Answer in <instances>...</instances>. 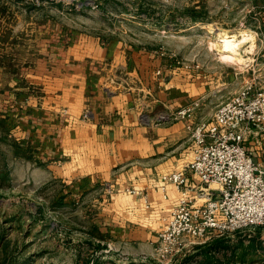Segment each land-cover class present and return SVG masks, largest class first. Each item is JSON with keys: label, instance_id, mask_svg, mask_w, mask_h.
<instances>
[{"label": "rangeland", "instance_id": "1", "mask_svg": "<svg viewBox=\"0 0 264 264\" xmlns=\"http://www.w3.org/2000/svg\"><path fill=\"white\" fill-rule=\"evenodd\" d=\"M225 35L236 36L231 51ZM80 42L86 50L74 48ZM92 43L123 48L121 63L99 74L109 76L101 92L135 95L141 125L176 122L169 113L190 98L209 119L243 86L264 93V0H0V264H264V225L204 244L186 238L161 261L160 230L132 233L152 215L161 229L168 210L135 206L130 187L91 182L64 155L69 105L59 104V82L91 91L88 79L74 80L91 75ZM89 118L85 107L79 120ZM188 143L172 172L187 170Z\"/></svg>", "mask_w": 264, "mask_h": 264}, {"label": "built area", "instance_id": "2", "mask_svg": "<svg viewBox=\"0 0 264 264\" xmlns=\"http://www.w3.org/2000/svg\"><path fill=\"white\" fill-rule=\"evenodd\" d=\"M199 107L194 101L170 115L188 121L192 159L186 171L160 177L163 199L168 186L179 195L162 218L156 249L161 261L184 249L186 238L204 244L264 225V93L243 86L207 121L196 120ZM127 193L147 202L134 189Z\"/></svg>", "mask_w": 264, "mask_h": 264}, {"label": "crops", "instance_id": "3", "mask_svg": "<svg viewBox=\"0 0 264 264\" xmlns=\"http://www.w3.org/2000/svg\"><path fill=\"white\" fill-rule=\"evenodd\" d=\"M82 46L80 42L74 48ZM79 54L76 57L77 61L78 58L80 59ZM88 56L91 75L89 77L79 75L74 80L75 83H86V79L89 80L91 91L87 95L83 91L85 87L66 88L64 81L59 82L62 84L60 88L62 100L59 104L69 105V125L63 130L61 139L64 155L69 156L73 164L76 162L81 164L80 169L86 172L84 175L91 176V182L99 178L101 181H110L117 187L119 193H124V190L130 187L145 194L147 202H144L140 196L125 194L135 202V206L152 211L154 214L175 207L179 195L174 188L168 186L167 198L163 199L158 187L162 175L171 173L179 163H185V152L177 154L176 150L182 148L177 149V146L179 143H184L186 137L189 142L187 150L190 154L188 163L192 159L191 139L186 130L188 121L175 119L174 123L156 128L152 127L150 122L141 125L138 122L141 113L137 112L136 104L139 100L135 99V95L122 91L113 94L101 92V85L107 80L105 77H109L103 76L102 71L107 65L110 71L114 68V63L118 64L122 60L123 48L100 47L92 43ZM100 73L103 75H99ZM70 91L72 94L69 93ZM158 93L157 98L161 103L166 93ZM68 94L73 96V99ZM176 100L174 96H168L164 103L169 106L168 108H173L177 105ZM194 101H199L200 104L199 109L195 111L196 120H210L213 114L209 119L201 117V102L197 98L182 102L175 112ZM57 107L55 104V108ZM85 107H88L90 114L88 122L79 120V115ZM114 169H118L117 172ZM154 216L146 220L150 224L137 223V226L143 229L134 231L133 236H149L156 228L161 230L159 223L156 222L159 218Z\"/></svg>", "mask_w": 264, "mask_h": 264}, {"label": "bare ground", "instance_id": "4", "mask_svg": "<svg viewBox=\"0 0 264 264\" xmlns=\"http://www.w3.org/2000/svg\"><path fill=\"white\" fill-rule=\"evenodd\" d=\"M244 38H245V36H244ZM236 41L237 40H236V36L235 35H231V36L230 35L229 36L225 35L224 38H223V42L221 43L222 44L221 47L231 51L232 49H234L233 46L235 45Z\"/></svg>", "mask_w": 264, "mask_h": 264}]
</instances>
